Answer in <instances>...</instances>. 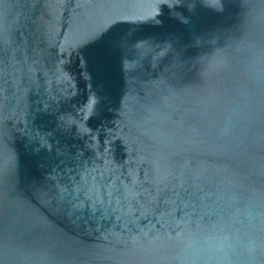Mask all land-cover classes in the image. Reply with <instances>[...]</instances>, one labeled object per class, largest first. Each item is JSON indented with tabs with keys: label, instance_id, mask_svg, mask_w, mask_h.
<instances>
[{
	"label": "water",
	"instance_id": "water-1",
	"mask_svg": "<svg viewBox=\"0 0 264 264\" xmlns=\"http://www.w3.org/2000/svg\"><path fill=\"white\" fill-rule=\"evenodd\" d=\"M0 264H264V0H0Z\"/></svg>",
	"mask_w": 264,
	"mask_h": 264
}]
</instances>
